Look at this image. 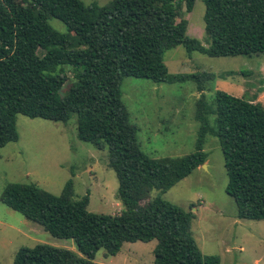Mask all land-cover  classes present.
<instances>
[{
    "label": "trees",
    "instance_id": "trees-1",
    "mask_svg": "<svg viewBox=\"0 0 264 264\" xmlns=\"http://www.w3.org/2000/svg\"><path fill=\"white\" fill-rule=\"evenodd\" d=\"M194 0H111L98 6L79 0H0V149L17 140L15 116L66 123L76 118V137L106 152L117 180L115 215L90 213L87 196L72 200V181L59 195L34 184L8 183L0 203L42 227L52 237L73 241L77 254L45 244L19 248L11 264H93L95 253L115 256L122 244L155 240L152 264H219L203 256L190 233L194 218L159 198H147L151 186L165 191L204 164V137H216L226 184L240 220H264V107L252 97L216 90L215 128L202 98L195 102L194 151L182 157L152 159L136 142V129L120 100L125 77L170 83L189 79L202 92L209 73L171 76L163 54L176 46L208 57L264 53V0H201L207 46L186 35ZM48 18L66 33L54 31ZM71 72L65 95H60Z\"/></svg>",
    "mask_w": 264,
    "mask_h": 264
},
{
    "label": "rangeland",
    "instance_id": "rangeland-1",
    "mask_svg": "<svg viewBox=\"0 0 264 264\" xmlns=\"http://www.w3.org/2000/svg\"><path fill=\"white\" fill-rule=\"evenodd\" d=\"M84 5H105L111 0H79ZM204 6L194 0L189 13L181 5L186 20V35L203 46ZM48 25L58 33L65 27L53 18ZM167 74L182 76L209 73L214 76L197 92L189 79L170 83H153L147 79L125 77L120 83V100L129 123L136 129V142L142 153L152 159L182 157L194 151L198 125L194 121L195 102L202 98L209 114L208 123L215 128L213 96L216 90L234 97H252L264 107V53L251 56L208 57L187 53L181 46L163 54ZM67 81L60 90L65 95L71 72L65 68ZM76 118L66 123L15 116L17 140L0 149V193L8 183L34 184L52 195H59L67 180L72 181V200L87 196L90 213L115 215L123 209L116 198L117 180L107 166L106 152L92 148L76 137ZM202 151L207 154L204 168L199 166L171 188L156 186L147 198L162 199L187 211L194 207L190 233L203 256L214 255L219 264H264V220H240L230 197L224 193L226 175L216 137H204ZM45 244L77 254L70 239H58L18 212L0 203V264H11L19 248ZM155 240L124 243L115 256H105L99 249L93 264H152Z\"/></svg>",
    "mask_w": 264,
    "mask_h": 264
},
{
    "label": "water",
    "instance_id": "water-1",
    "mask_svg": "<svg viewBox=\"0 0 264 264\" xmlns=\"http://www.w3.org/2000/svg\"><path fill=\"white\" fill-rule=\"evenodd\" d=\"M200 166L204 168V164H202V165H200Z\"/></svg>",
    "mask_w": 264,
    "mask_h": 264
}]
</instances>
